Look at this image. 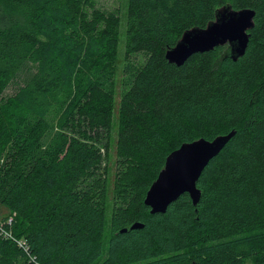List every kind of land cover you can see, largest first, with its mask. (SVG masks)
Wrapping results in <instances>:
<instances>
[{"label": "trees", "instance_id": "trees-1", "mask_svg": "<svg viewBox=\"0 0 264 264\" xmlns=\"http://www.w3.org/2000/svg\"><path fill=\"white\" fill-rule=\"evenodd\" d=\"M225 4L255 11L245 55L169 64L166 50ZM120 28L92 0H0V264H264V0H127L125 50L144 61L117 107L110 204L114 99L96 75ZM233 130L199 204L184 194L150 215L166 157Z\"/></svg>", "mask_w": 264, "mask_h": 264}, {"label": "water", "instance_id": "water-1", "mask_svg": "<svg viewBox=\"0 0 264 264\" xmlns=\"http://www.w3.org/2000/svg\"><path fill=\"white\" fill-rule=\"evenodd\" d=\"M255 11L235 10L225 4L214 12V18L205 28L194 27L186 30L165 52L166 61L181 67L191 56L223 48L220 60L237 62L247 50L250 32L254 28ZM235 131L219 135L213 140L198 139L182 144L171 152L157 178L150 185L144 198V205L150 215L165 214L168 207L187 194L193 207L199 204L201 191L197 182L208 164L216 158L235 136ZM145 224L135 221L119 230V234L143 229Z\"/></svg>", "mask_w": 264, "mask_h": 264}, {"label": "rangeland", "instance_id": "rangeland-1", "mask_svg": "<svg viewBox=\"0 0 264 264\" xmlns=\"http://www.w3.org/2000/svg\"><path fill=\"white\" fill-rule=\"evenodd\" d=\"M95 8L104 13H113L117 15L121 23V32L119 36V44L117 48L116 58L105 66L104 69L97 73V77L104 82L109 91L113 95L114 99V131L112 133V147L109 151L108 157V169L110 170V179L108 182V200L111 204L113 201V175L118 169L116 164L115 156V129L117 121V107L122 93L127 87V83L131 78L132 74L140 68L144 61V56L142 54L129 55L125 50V40H124V22H125V10L127 5V0H92ZM23 75L14 81L5 91L3 99L11 96L15 93L17 88L22 84ZM260 249L259 247H257ZM246 264H253V260H249Z\"/></svg>", "mask_w": 264, "mask_h": 264}, {"label": "built area", "instance_id": "built-area-1", "mask_svg": "<svg viewBox=\"0 0 264 264\" xmlns=\"http://www.w3.org/2000/svg\"><path fill=\"white\" fill-rule=\"evenodd\" d=\"M9 221H10V220H9ZM5 236L10 238V236H9L8 234H5ZM18 245H19V247L22 248L25 252L27 251V247H26V245H25L24 243L19 242ZM31 261H32V260H31Z\"/></svg>", "mask_w": 264, "mask_h": 264}]
</instances>
